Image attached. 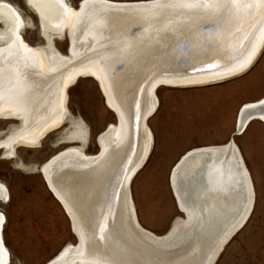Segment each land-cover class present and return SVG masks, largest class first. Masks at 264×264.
<instances>
[{"label":"bare ground","instance_id":"1","mask_svg":"<svg viewBox=\"0 0 264 264\" xmlns=\"http://www.w3.org/2000/svg\"><path fill=\"white\" fill-rule=\"evenodd\" d=\"M26 1L47 43L29 46L20 34L24 22L17 8L0 1V118L20 122L0 147L13 158L17 147L38 148L47 134L67 121L72 125L61 141L80 146L41 167L80 238L54 264L206 263L254 205L255 191L238 147L228 142L193 149L180 159L171 184L180 204L187 200L190 206L183 207L187 217L176 219L163 237L136 222L130 182L152 152L147 121L158 108L156 90L217 84L245 73L264 45V0H174L142 11H109L115 9L104 4L130 8L153 1L84 0L77 9L65 0ZM65 34L71 39L67 56L50 43ZM182 39L189 44V66H181L179 75H164ZM81 58L82 65L69 68ZM156 65L157 71L146 75ZM83 77L97 81L107 106L119 117V124L100 136L101 153L93 156L85 153V126L67 111L68 89ZM140 82L144 84L137 86ZM134 99L142 117L138 130H133L130 111ZM251 120L264 121V99L243 106L235 133ZM1 198H8V190L0 183ZM0 217V264H9L2 236L5 217ZM167 236L171 241L161 244Z\"/></svg>","mask_w":264,"mask_h":264},{"label":"rangeland","instance_id":"2","mask_svg":"<svg viewBox=\"0 0 264 264\" xmlns=\"http://www.w3.org/2000/svg\"><path fill=\"white\" fill-rule=\"evenodd\" d=\"M4 1L17 8L24 22L20 30L23 40L34 48L44 46L41 22L27 1ZM65 1L77 9L84 0ZM0 24L2 31L4 25ZM65 35L54 40L55 49L63 56L68 55L69 48ZM155 93L158 108L147 121L153 133L152 152L129 188L139 224L163 237L176 219L185 218L171 187L173 168L193 149L225 146L237 129L243 106L264 99V45L253 65L240 76L206 86H161ZM66 102L69 115L80 120L87 131L85 153L97 155L99 135L110 125H117L99 84L91 77L79 78L68 89ZM4 119L0 118V142L20 127L18 120ZM70 129L67 121L47 134L38 148L17 147L13 158L5 155L3 147L0 149V183L9 192L7 201L0 200V214L5 217L2 236L10 264H47L67 246L77 244L70 218L41 173V167L53 156L80 146L77 141H61L62 134ZM234 141L253 182L254 205L246 224L215 264H264V123L251 121Z\"/></svg>","mask_w":264,"mask_h":264},{"label":"water","instance_id":"3","mask_svg":"<svg viewBox=\"0 0 264 264\" xmlns=\"http://www.w3.org/2000/svg\"><path fill=\"white\" fill-rule=\"evenodd\" d=\"M163 0H158V1H153V2H149V3H147V6H143V7H141V6H135V7H130V8H124V7H113L112 5H110V4H104L106 7H110V9H115V10H109V11H125L126 9H132V11H142V10H144V9H155L156 7H165V6H170V2H172V1H174V0H169V1H164V2H162ZM176 1H179V0H176ZM106 2V1H105ZM135 4H140V3H135ZM143 4H146V3H143ZM81 5V4H80ZM80 5L78 6V7H80ZM141 5V4H140ZM91 6L89 5V8H90ZM208 29H210L209 27H206V30H208ZM43 36V35H42ZM67 36V38H68V42H69V48H68V51H67V53H68V55H71V39H70V37H69V34H67V35H65V37ZM44 38V37H43ZM45 39V38H44ZM55 39H57L56 37H54L53 38V40L50 42V43H52L53 44V46H55V43H54V40ZM46 41V40H45ZM47 43V42H46ZM185 43V44H184ZM212 49H214L213 48V46H211L210 47V49H208V50H212ZM176 51H177V54H176V52L174 51V55L172 56V55H170L169 56V60H175L174 62H171V63H169V65L167 66V68L166 69H164V70H162V72L164 73V75H168V76H173V75H179L180 74V72H182V70H180V67L181 66H189V57H190V55H189V57H187V55H188V52H189V44H188V42H186L184 39H182V40H180V41H178L177 42V45H176ZM176 56V57H175ZM175 58H177V59H175ZM83 64V60H82V58L81 59H79V60H76L73 64H71L70 65V67L69 68H71V67H73V66H75V68L76 67H79L80 65H82ZM171 65H173V67L171 66ZM250 67V66H249ZM248 67V68H249ZM159 67L156 65V66H152V68L151 69H149V70H147L146 72V75H148V74H150V73H153L154 71H157L156 69H158ZM187 70H189V69H187ZM148 81H144L145 82V85H144V87H145V89H144V91L148 88V86H149V82L152 80L151 79V77H149L148 79H147ZM144 82H140V83H138L137 84V86L138 85H143L144 84ZM136 86V87H137ZM135 99H136V96H135ZM135 99L133 100V104H132V109L130 110L131 112L133 111V114H132V119H133V130H138V128H139V123L141 122V114H140V107L139 106H137V101H135ZM137 99H138V97H137ZM113 111V110H112ZM113 113L115 114V116H116V124L118 125L119 124V117H118V114L115 112V111H113ZM154 114V113H153ZM152 114V115H153ZM251 121H253V120H251ZM250 121V122H251ZM250 122H248L247 123V125H246V127L249 125V123ZM264 122V121H263ZM136 125V126H135ZM138 125V126H137ZM246 127H244L243 128V130L241 131V133L242 132H244V130L246 129ZM109 128L110 127H107V129L105 130V133L109 130ZM238 134H239V132L237 131L236 133H234L233 134V136H232V138H231V140L229 141V144L230 145H233V146H235L236 144H235V141H234V137L235 136H238ZM100 136L101 135H99V137H98V145H99V154L101 153V145H100V142H99V138H100ZM237 146V145H236ZM235 146V147H236ZM0 149H2V147H0ZM182 160V159H181ZM180 160V161H181ZM180 161L177 163V165L180 163ZM177 165L175 166V167H177ZM40 171V170H39ZM42 171V170H41ZM41 173H43V172H41ZM247 174H248V176H249V179H250V184H251V187H252V189H253V182H252V179H251V176H250V173L247 171ZM171 177H172V174H171ZM171 177H170V181H172L171 180ZM171 187H172V190H173V186H172V184H171ZM254 190V189H253ZM173 194H174V196H175V198H176V201H177V204H178V207H179V211L181 212V213H183L184 215H185V217H187V214H186V212L184 211V209H183V207L185 208V209H188L189 208V206H190V204H189V202L187 201V200H184L181 204H180V202H179V200H178V198H177V196H176V194L174 193V191H173ZM250 214L251 213H249V215L247 216V218H246V220L244 221V223H243V225L240 227V228H238L237 230H236V232L233 234V235H231L229 238H227V240H226V242H224L222 245H220L219 247H216L217 249H215V251L213 252V254L211 255V257L209 258V259H207V262L206 263H203V264H215L216 263V261H217V259H218V257H219V255L221 254V252L223 251V249H224V247L228 244V242L232 239V237L237 233V232H239L242 228H243V226L246 224V222H247V220L249 219V217H250ZM135 218H136V222H138V219H137V217L135 216ZM70 221H71V219H70ZM72 222V221H71ZM138 224V223H137ZM71 225H72V223H71ZM139 225V224H138ZM140 226V225H139ZM97 227V226H96ZM141 228V227H140ZM172 228V227H171ZM142 229V228H141ZM72 230H73V232H74V235L76 236V238H77V244L76 245H78L79 243H80V238H79V236H78V234H76V232L74 231V229H73V227H72ZM169 233V232H168ZM172 234L173 233H171L170 235L172 236ZM168 237V236H167ZM166 237V240H163V242L161 243V244H165V243H168L169 241H171V237H168L167 238ZM62 252L63 251H61L53 260H51V261H49L47 264H54L56 261H58V258L60 259V257L63 255L62 254ZM103 264H110V263H108V262H102ZM78 264H81V262H78Z\"/></svg>","mask_w":264,"mask_h":264},{"label":"flooded vegetation","instance_id":"4","mask_svg":"<svg viewBox=\"0 0 264 264\" xmlns=\"http://www.w3.org/2000/svg\"><path fill=\"white\" fill-rule=\"evenodd\" d=\"M6 189H7V187H6ZM8 195H9V192H8ZM8 199V198H7ZM7 199H3V198H1L0 200H3V201H7ZM11 263V261L9 262V264Z\"/></svg>","mask_w":264,"mask_h":264},{"label":"snow or ice","instance_id":"5","mask_svg":"<svg viewBox=\"0 0 264 264\" xmlns=\"http://www.w3.org/2000/svg\"><path fill=\"white\" fill-rule=\"evenodd\" d=\"M0 219H2V217H0Z\"/></svg>","mask_w":264,"mask_h":264}]
</instances>
